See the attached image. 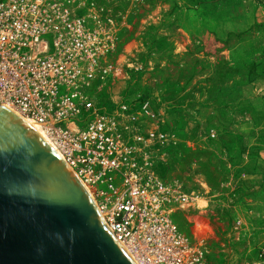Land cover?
Returning <instances> with one entry per match:
<instances>
[{
	"label": "built area",
	"instance_id": "1",
	"mask_svg": "<svg viewBox=\"0 0 264 264\" xmlns=\"http://www.w3.org/2000/svg\"><path fill=\"white\" fill-rule=\"evenodd\" d=\"M145 5L0 0V97L55 138L141 264H213L206 239L190 236L176 219L193 193L161 170L191 141L162 128L141 92L113 95L111 106L102 99L111 83L141 67L120 49L130 16Z\"/></svg>",
	"mask_w": 264,
	"mask_h": 264
},
{
	"label": "rangeland",
	"instance_id": "2",
	"mask_svg": "<svg viewBox=\"0 0 264 264\" xmlns=\"http://www.w3.org/2000/svg\"><path fill=\"white\" fill-rule=\"evenodd\" d=\"M145 4L120 49L141 67L102 99L141 92L162 128L191 141L161 170L197 197L176 219L206 239L209 261L264 264V0Z\"/></svg>",
	"mask_w": 264,
	"mask_h": 264
},
{
	"label": "water",
	"instance_id": "3",
	"mask_svg": "<svg viewBox=\"0 0 264 264\" xmlns=\"http://www.w3.org/2000/svg\"><path fill=\"white\" fill-rule=\"evenodd\" d=\"M0 264H139L70 163L2 102Z\"/></svg>",
	"mask_w": 264,
	"mask_h": 264
},
{
	"label": "bare ground",
	"instance_id": "4",
	"mask_svg": "<svg viewBox=\"0 0 264 264\" xmlns=\"http://www.w3.org/2000/svg\"><path fill=\"white\" fill-rule=\"evenodd\" d=\"M0 102H4L2 99H1V97H0ZM11 108H13L14 110H16V108L15 107H13V106H11ZM17 111V110H16ZM31 121H33L34 123H36V125L40 128V130L44 133V135L48 138V140L52 143V145L55 147V149L57 150V151H59V153L60 154H62V156H64V153H63V151L61 150V148L58 146V144L56 143V140H55V138L46 130V128L44 127V125H42L41 123H39L37 120H35V119H32V118H29ZM64 158H65V156H64ZM84 183L86 184V186H87V188L89 189V191L91 192V194H92V196H93V198L95 199V201H96V203H97V205H98V207H99V209H100V211H101V213H102V215L105 217V219H107V211L106 210H104L101 206H100V204H99V202H98V200H97V198H96V196H95V194H94V191H93V189H91V187L84 181ZM195 198H197V197H195V196H193L192 195V197H188V198H186L185 200H183V204H185V203H188V202H193L194 200H195ZM107 221V220H106ZM121 243H122V245L131 253V255L136 259V261L139 263V264H141V262L139 261V259L133 254V252H132V250L130 249V247L128 246V245H126L124 242H122V241H120Z\"/></svg>",
	"mask_w": 264,
	"mask_h": 264
}]
</instances>
